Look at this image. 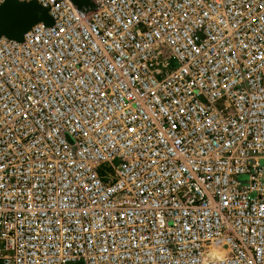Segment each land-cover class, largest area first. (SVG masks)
<instances>
[{
	"label": "built area",
	"instance_id": "1",
	"mask_svg": "<svg viewBox=\"0 0 264 264\" xmlns=\"http://www.w3.org/2000/svg\"><path fill=\"white\" fill-rule=\"evenodd\" d=\"M16 1L0 264H264V0Z\"/></svg>",
	"mask_w": 264,
	"mask_h": 264
},
{
	"label": "water",
	"instance_id": "2",
	"mask_svg": "<svg viewBox=\"0 0 264 264\" xmlns=\"http://www.w3.org/2000/svg\"><path fill=\"white\" fill-rule=\"evenodd\" d=\"M9 6H12L16 10L15 16H13V14H8L6 11ZM36 9H39L36 5H25L16 0H8V2L0 8V18L6 21L9 20V22L2 27L3 32L9 37L20 38L27 28L39 20L51 23V19L44 11L39 15L35 11Z\"/></svg>",
	"mask_w": 264,
	"mask_h": 264
},
{
	"label": "bare ground",
	"instance_id": "3",
	"mask_svg": "<svg viewBox=\"0 0 264 264\" xmlns=\"http://www.w3.org/2000/svg\"><path fill=\"white\" fill-rule=\"evenodd\" d=\"M6 11L8 12V14H13V16L16 15V10L12 6H9Z\"/></svg>",
	"mask_w": 264,
	"mask_h": 264
},
{
	"label": "rangeland",
	"instance_id": "4",
	"mask_svg": "<svg viewBox=\"0 0 264 264\" xmlns=\"http://www.w3.org/2000/svg\"><path fill=\"white\" fill-rule=\"evenodd\" d=\"M38 14H41L42 13V10L39 8V9H36L35 10ZM8 22H9V20H8ZM7 24V23H6ZM6 24H4L3 26H5Z\"/></svg>",
	"mask_w": 264,
	"mask_h": 264
}]
</instances>
